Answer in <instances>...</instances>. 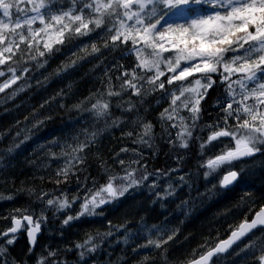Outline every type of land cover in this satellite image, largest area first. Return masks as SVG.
Instances as JSON below:
<instances>
[{"label": "snow or ice", "instance_id": "snow-or-ice-1", "mask_svg": "<svg viewBox=\"0 0 264 264\" xmlns=\"http://www.w3.org/2000/svg\"><path fill=\"white\" fill-rule=\"evenodd\" d=\"M54 3L55 0H0V65L12 60L20 51L21 44L25 45L29 55L35 52L31 59L36 60L37 57L51 56L61 51V47L82 41L94 33H103V49L120 51L122 58L126 54L136 61L130 70L117 65L118 70H122L116 77L120 81L119 90H112V78L109 77L107 96L128 92L143 101L146 95L160 91L161 98L169 101V107L160 113L161 120L168 128H179L175 139L169 140L173 146L178 143L180 148L187 149L190 142L198 140L203 155L208 144L219 138H230L233 142L202 165L207 169L203 173L205 179L218 175L219 186L227 187L240 176V171L233 170L234 162L264 153V0H70L67 7L56 8ZM170 16L180 17L181 20L168 22ZM37 23L40 26L34 27ZM90 46L93 53H101L96 43ZM6 53L11 55L6 56ZM45 63L46 59L39 62V66ZM75 63L72 61L73 65ZM21 71L27 72L28 69L25 67ZM8 72L11 77L0 85V92L20 79L16 75L17 68L9 65ZM4 75L5 72L0 71V77ZM214 76L224 85V95L218 97L213 105L222 115L217 121L201 128V131L207 129L209 133L206 139L194 137V130L200 127L201 102L217 83ZM166 85L174 87L166 88ZM109 108V102H102L101 99L91 103V111L98 117L110 116ZM133 108L135 105L130 103L126 110L132 111ZM185 110L188 115H181ZM112 123L117 125L118 121L113 120ZM168 134L171 136L170 132ZM127 135L131 137L133 133ZM95 138L96 133L93 132L65 154L64 167L55 173L57 184L66 182L69 175H77L79 165L85 160L83 153L95 142ZM151 140L152 125L144 124L143 131L133 143L151 147ZM120 151L126 153L129 149L122 148ZM132 152L137 158L127 164L123 158L116 160L122 175L104 168L106 182L98 187L95 181L92 187L85 184L86 194L83 197L74 196L69 200L67 194L61 193L60 196L45 199L49 193L43 190L35 193L30 189L29 192L45 208L35 220V212L29 214L27 209L19 218L13 214L14 226L0 231V239L7 237L5 243L11 246L16 240L14 234L23 228L29 237L31 252L41 225L47 223L46 210L59 213L71 208L77 199L81 200L80 211L75 217L67 215L62 225L67 226L84 215H97V209L124 196L129 189L147 181L151 175L146 165L140 164L141 154L136 149ZM222 168L226 174L219 172ZM173 191L170 185L168 194ZM258 226H264V210L257 213L250 223H241L227 240L214 246H204L205 251L193 264H211L213 257L219 259ZM110 235L111 232L95 236L88 234L82 243L74 245L79 250V257L83 259L86 254L95 252L100 246L98 238L102 240ZM171 239L172 235H168L166 240H154L149 235L147 245L142 247L160 249ZM127 240L125 236V242ZM257 243L252 241L241 251L256 248ZM259 244V250L264 253V240ZM0 264H9L7 247H0ZM37 264L67 262L58 259L57 251L49 250ZM258 264H264V254L258 257Z\"/></svg>", "mask_w": 264, "mask_h": 264}, {"label": "trees", "instance_id": "trees-1", "mask_svg": "<svg viewBox=\"0 0 264 264\" xmlns=\"http://www.w3.org/2000/svg\"><path fill=\"white\" fill-rule=\"evenodd\" d=\"M69 3L70 0H55L53 7H67ZM102 36L103 33L100 35L94 33L82 41L61 47V51L51 56L37 57L36 60L31 59L35 52L29 55L25 51V45L21 44L20 51L16 52L12 60L1 65L4 70H8L9 65L17 69L26 67L27 78L33 77L35 82L15 99L0 106V129L4 132L0 136V218L14 207H36L40 202L29 192L30 189L35 193L43 190L49 193L51 198L59 196L60 192L68 188L72 191L77 190L78 196L83 197V192L86 191L85 184L88 187L93 181L96 185L106 182L104 168H110L113 173L122 175L121 166L116 163L115 156L121 153L122 148L133 146V137L126 134L124 126L125 122L132 120L136 115L139 114L155 124L156 135L163 132L162 123L154 117L157 108L155 104L161 98L160 91L146 95L143 101L128 92H123L120 96L106 95L109 77L112 78V90H119L120 81L116 77L122 70H118L117 65H123L124 69L130 70L136 61L133 56L126 54L122 58L120 51L109 52L103 49ZM92 43L101 48V53L91 51ZM44 59L47 63L39 66V62ZM72 61L76 63L73 65ZM215 79L217 83L209 89L206 99L201 103V120L198 124L208 118L217 121L222 115L221 113L217 115V109L213 105L218 97L224 95V85L219 83L217 77ZM96 99L109 102L110 116L98 117L91 111V103ZM130 103L134 104L135 108L127 111ZM113 120L118 121V124L113 125ZM21 126H26L27 129L21 131ZM93 132L96 133L95 142L85 149L83 153L85 160L79 165L80 171L76 176L69 175L66 182L57 184L55 173L64 167L65 154L78 143L84 142ZM193 148L187 153L189 155L181 158L167 159L168 155H164L163 150L152 157H147L146 160L150 162L149 170L161 172L170 164H178L182 170L196 176L194 184L204 189L209 182V178L205 179L203 176L206 168L202 167L207 161L206 154L201 155L195 145ZM213 151L210 158L221 152L218 149ZM239 163L237 169L240 171V178L236 184L230 189L216 186L214 190L218 192V195L213 194L215 204L213 206L216 208L214 212L219 213V219L208 217L209 209L205 211L204 205L200 207L199 215L190 214L186 221L181 217L182 214H178L179 207L185 200L183 191L191 190L197 194L199 190L194 191L195 188L183 190L174 188L171 195L167 193L159 196L146 190L128 193L117 199L114 205H109L108 209L102 208V212L96 218L90 217L88 220L81 216L62 227L65 233L67 231L66 234H70L69 238L79 236V240L66 247L67 251L63 252L62 261H66L67 264H81L83 261L88 262L87 264H172L174 260L173 264H184L198 257L205 251L204 246H214L240 222L251 218L264 205V153L244 158ZM9 196L12 199H8ZM175 199L178 203L174 201ZM80 202L81 200L77 199L69 208L71 211L55 215V221L61 223L60 219H65L67 215L75 217ZM0 222L5 223V220L0 219ZM157 228L160 231H156ZM263 229L257 230L247 239ZM95 231L100 234L111 232L112 235L105 236L102 240L98 239L100 244L98 249L81 259L79 250L75 249L74 245L82 241L80 234L85 236ZM149 235L154 240L157 238L166 240L168 235H172L171 242L175 241L171 243L169 240L168 244H164L160 249L153 246L140 247L147 245ZM125 236L128 237L127 242ZM21 242L22 244L19 242L12 246L14 253L17 249H22L23 252L29 246L27 237L22 238ZM126 252L129 253L126 255ZM262 254L264 253H254L253 258L249 257L243 263L258 264V257ZM161 258L162 260H159ZM215 260L216 258L211 264H214ZM226 263L227 261L224 264Z\"/></svg>", "mask_w": 264, "mask_h": 264}, {"label": "rangeland", "instance_id": "rangeland-1", "mask_svg": "<svg viewBox=\"0 0 264 264\" xmlns=\"http://www.w3.org/2000/svg\"><path fill=\"white\" fill-rule=\"evenodd\" d=\"M193 7H196V6H193ZM210 10V9H208ZM168 22H176L178 20H181L180 17H177V16H170L167 18ZM128 23H132L131 21H129ZM162 23H164L162 21ZM40 25H38V23L36 25H34V27H39ZM145 55H147V53H145ZM167 55V53L165 54ZM163 67V66H162ZM0 71H4L5 72V75L3 77H0V85H2L6 80L10 79L11 77V73L8 72V70H4L1 68V65H0ZM27 72H23L21 71V69H17V72H16V75L20 76V79L15 83V84H11L9 87L5 88L3 92H0V106L1 105H4L5 103L15 99L17 96H19L22 92H24L25 90H27L28 88L31 87V85L35 82V78L33 77H28L27 78V75H26ZM194 77H189V79H193ZM235 78V77H234ZM163 79V78H162ZM214 79H215V76H214ZM176 83H179V82H176ZM186 83V81H185ZM169 87H174V86H168L166 85V88H169ZM178 94V93H177ZM159 102H156V114H154V117L157 118L158 121H160L162 123L161 127L163 128L164 127V130L162 133L156 135L154 133V129H155V124H153L152 122H150L149 120H147L145 117H142L141 115H136V117H134L132 120H128L127 122H125V126H124V130L126 132V134L129 132H132L133 135L131 137H133V141L135 139H138L139 137V134L143 131V125L144 124H151L152 125V140L150 141L151 143V147H149L148 145H144V144H137V143H134L133 146L127 148L129 149L128 152L124 153V152H121L119 153V157L116 155L115 156V159H119V158H123L125 160V163L127 164L129 162V160H133L136 158V156L133 154L132 150L133 149H138L137 152L140 153L141 157H139L140 159V164L142 165H146L147 167V172L148 173H151V175H149V178L147 181H144V182H147V183H141L139 186L137 187H133L131 189H134L133 191H141V190H146L148 192H151V193H154L156 196H158L159 194L160 195H164L169 192V186L171 185L172 186V189L174 188H178V189H194V191H196V189H200L199 187L195 186V178L196 176H189L188 172H185L184 170H181V167H179L178 165H173V164H170L168 166V168L166 170H163L161 172L159 171H149V163L146 159L147 157H151L155 154H158L160 153L162 150L164 151V155H169L167 157V159L169 158H181L185 155H189L187 153H189V151H192L194 148H193V145H195L198 149V152H200V148H199V143L200 141L198 140H194L193 142H190V146L189 148L185 149V148H180L178 143L176 146H173L171 143H169V140L170 139H175V133L179 130V128H168L167 125L161 120L160 118V113L167 107H169V101L165 98H159L158 99ZM202 103V102H201ZM216 108V107H215ZM217 109V108H216ZM181 115H184V116H187L188 113L187 111H183L181 113ZM217 115H220V112L218 111L217 109ZM201 120V119H200ZM199 120V121H200ZM198 121V122H199ZM207 121V122H206ZM212 122H215V120L213 121L211 118L207 119V120H204L203 122H201L199 124L200 127H198L196 130H194V137H200L201 138H204L206 139L207 135L209 134L207 129L201 131V128H203V126L205 124H211ZM172 123H175V121H172ZM110 125V124H109ZM1 127V126H0ZM109 127V126H108ZM160 127V129H161ZM21 131L23 130H26V126H21L20 127ZM7 130H9V128H7ZM201 131V132H200ZM167 132V134H166ZM171 133V136H169L168 133ZM3 131H1L0 129V136L3 135ZM102 134V133H101ZM197 134V136H196ZM199 134V135H198ZM172 137V138H171ZM147 138V137H145ZM219 140H217L216 142L213 141V143L211 144H208V146L206 147L205 150L207 151H204V153L206 154V158L205 159H208L211 157L212 155V151L216 148L218 149V151H221L225 146H231L232 145V141L230 140V138H219ZM226 139V140H225ZM199 142V143H198ZM218 142V143H217ZM153 143V144H152ZM158 144V145H156ZM220 144V145H219ZM198 145V146H197ZM217 146V147H216ZM138 147V148H137ZM147 147V148H145ZM154 147V148H153ZM168 147V148H167ZM214 147V148H213ZM141 148V149H140ZM145 148V149H144ZM179 148V149H178ZM149 149V150H148ZM213 149V150H210ZM145 152H143V151ZM150 151V152H149ZM178 151V152H177ZM132 154L130 156V153ZM210 152V153H209ZM165 153H168V154H165ZM186 153V154H185ZM208 153V154H207ZM182 154V155H181ZM185 154V155H184ZM211 154V155H210ZM144 155V156H143ZM150 155V156H149ZM179 155V156H178ZM176 156V157H175ZM144 160V161H143ZM240 161H237V162H234V168L236 170L238 165L240 164L239 163ZM65 163V162H64ZM174 167H173V166ZM138 167V166H137ZM207 170V169H206ZM182 171V172H181ZM184 171V172H183ZM175 172V173H174ZM219 172L221 174H224L226 173L225 169L222 168L219 170ZM123 174V173H122ZM175 174V175H174ZM187 174V176H186ZM157 175V176H156ZM177 176V178H176ZM160 177V178H159ZM168 177V178H167ZM181 177H183V180L181 179ZM216 177V178H215ZM154 178V179H153ZM189 178V179H187ZM216 180H214V179ZM153 179V180H152ZM165 179V180H163ZM169 179V181H168ZM151 180V181H150ZM180 180V181H179ZM219 180V176L217 175H212L209 177V182L206 186V188L204 189H200L199 191L201 192H198L197 194H194L193 191H183V197L185 196L186 199L184 200V202L181 204V207H179V212L178 214H181L182 213V217H184L183 219H187V217L191 214V215H197L199 214V209L201 206L204 205V208H205V211L207 210V208L209 209V212H207L208 214V217L210 216L211 218H216V219H219L220 215L218 212H214V210H216L214 202L213 201V194H217L218 192H214L216 186H219V183L218 181ZM161 183H160V182ZM165 181V182H164ZM174 181V182H173ZM215 183H214V182ZM163 182V184H162ZM184 182V183H182ZM215 185V187H212L213 186V183ZM217 182V183H216ZM175 184V185H174ZM212 184V185H211ZM153 185H155V187H153ZM209 185V187H208ZM93 184L89 185L88 187H92ZM97 187L99 185H96ZM162 186V187H161ZM195 186V187H194ZM211 187V188H210ZM221 188V187H220ZM131 189H129L128 192H126L124 195H127L128 193H134ZM213 189V190H212ZM222 189V188H221ZM161 192V193H159ZM208 192V193H207ZM223 190H221V194H222ZM61 193H65L67 194L69 200L72 199V197L74 196H78V191H72L70 189H66L65 191L63 192H60L59 196L61 195ZM185 193V195H184ZM187 193V194H186ZM83 194L85 195L86 194V191L83 192ZM190 195V196H189ZM206 195V196H205ZM210 196V198H208ZM123 197V196H122ZM184 197V198H185ZM195 197V198H194ZM49 198L46 197L45 199ZM120 198V197H119ZM117 198V199H119ZM201 198H203L201 200ZM117 199L111 201L110 203H107L105 205H103L101 208L99 209H102L104 207H109V205H114L117 201ZM170 199V197H169ZM199 199V200H198ZM160 201H163V200H160ZM199 201V202H198ZM81 204V202H80ZM80 204H79V207H78V210L77 212L80 211ZM109 204V205H108ZM197 204V205H196ZM177 207V205H175ZM208 206V207H207ZM213 207V208H212ZM22 208V209H21ZM44 209L45 208V205L43 203H39L36 207H29V206H24V207H14L12 209H10V211L6 212L3 216H1L0 219H4L5 220V223L3 222H0V231H5L7 230L9 227L12 226V215L15 214L17 217H20L21 213L24 212L25 209L28 210V213H32V212H35L36 215L35 216H38L41 209ZM19 209L20 212H16V210ZM97 209V215H99V213L102 212V210H99ZM187 209V210H186ZM190 209V210H189ZM192 209V210H191ZM22 210V212H21ZM65 211H71L69 209H65L59 213H56L52 210H46V215L48 217V220H47V223L46 224H42L43 225V229H44V232H43V235L40 237L39 239V244L36 246V248H32V251L30 252L29 251V248L30 246H28L27 248L24 249V251L22 252L21 250H16L17 252L14 253L12 251V246H16L19 242L20 244H22L21 240H22V237H26V234L25 236H19L17 235L16 236V240L14 242L13 245H11V247L7 246L5 244V241L7 239V237L5 238H2L0 239V247H3L4 245L8 248V260H9V264H37V261L41 258L42 255H47V252L48 250H55V251H58V259L59 260H63L62 257H63V252H66L67 251V248L69 245H73L74 242L76 240H79V236H74L72 238H69L70 234H66L65 231L63 230V226L61 223L63 221V219L61 218V223L59 222H56L55 221V215H60L62 213H64ZM191 211V212H190ZM195 211V212H193ZM196 211H198V213H196ZM186 212V213H185ZM189 212V213H188ZM201 213V212H200ZM20 214V215H19ZM78 214V213H77ZM77 214H75L77 216ZM11 215V216H10ZM97 215H93V216H88V215H84L85 219H90V217H93V218H96ZM36 218V217H35ZM11 219V220H10ZM2 224V225H1ZM8 224V225H7ZM48 224V226H47ZM95 226V225H94ZM97 226V225H96ZM25 231V230H24ZM47 231V232H46ZM96 232V233H95ZM95 232H90L92 233L94 236L98 233L97 231ZM24 233H27L26 231ZM49 233V234H48ZM48 234V235H47ZM80 237H82V241L81 243L83 242L84 239H86L87 237V234L85 236L81 235L80 234ZM18 238H21V239H18ZM5 239V240H4ZM17 239H18V242H17ZM72 239V240H71ZM99 239V238H98ZM44 240V241H43ZM49 240V241H48ZM261 240H264V229L261 230L259 233L251 236L249 239L245 240V242H243L242 244H240L237 248H235L233 251L229 252V254H226V255H223V256H220L219 260L216 258V263L214 264H224L226 261L227 263L228 262H231V263H228V264H244L243 261L245 260H248L249 257L253 258L254 257V253H257V252H261L259 250L260 248V244H259V241ZM3 241V242H2ZM28 241V240H27ZM47 241V242H46ZM252 241H257V247L256 248H251V249H248V250H245V251H241L242 248L245 247L246 244L252 242ZM44 242V243H43ZM3 243V244H2ZM48 243V244H47ZM42 245V246H41ZM47 245V246H45ZM53 247H52V246ZM4 246V247H5ZM48 247V248H46ZM52 247V248H51ZM50 248V249H49ZM54 248V249H53ZM155 248V247H154ZM10 249V250H9ZM98 249V248H97ZM156 249V248H155ZM46 250V251H45ZM13 254H10L12 253ZM10 252V253H9ZM20 252V254H19ZM18 254V256H17ZM21 255V256H20ZM24 255V256H23ZM16 256V257H15ZM29 256V257H28ZM28 257V258H27ZM14 260H13V259ZM20 258V259H19ZM25 258V259H24ZM27 258V259H26ZM222 258V259H221ZM235 258V259H233ZM17 259V260H16ZM32 259V260H31ZM28 260V261H27ZM22 261V262H21ZM240 261V262H239ZM21 262V263H20ZM27 262V263H26ZM226 263V264H227Z\"/></svg>", "mask_w": 264, "mask_h": 264}, {"label": "bare ground", "instance_id": "bare-ground-1", "mask_svg": "<svg viewBox=\"0 0 264 264\" xmlns=\"http://www.w3.org/2000/svg\"><path fill=\"white\" fill-rule=\"evenodd\" d=\"M206 122H207V121H206ZM200 132H201V131H200ZM166 134H167V132H166ZM198 135H199V134H198ZM174 136H175V135H174ZM196 136H197V134H196ZM200 137H201V136H200ZM171 138H172V137H171ZM223 138H224V137H223ZM172 139H173V138H172ZM225 140H226V139H225ZM219 141H220V139H219ZM215 142H216V141H215ZM198 143H199V142H198ZM212 143H213V142H212ZM217 143H218V142H217ZM152 144H153V143H152ZM156 145H158V144H156ZM219 145H220V144H219ZM146 146H147V145H146ZM197 146H198V145H197ZM216 147H217V146H216ZM137 148H138V147H137ZM145 148H147V147H145ZM145 148H144V149H145ZM153 148H154V147H153ZM167 148H168V147H167ZM213 148H214V147H213ZM140 149H141V148H140ZM178 149H179V148H178ZM137 150H138V149H137ZM148 150H149V149H148ZM187 150H188V149H187ZM209 150H210V149H209ZM211 150H213V149H211ZM211 150H210V151H211ZM215 150H216V148H215ZM142 151H143V150H142ZM205 151H207V150H205ZM143 152H144V151H143ZM149 152H150V151H149ZM177 152H178V151H177ZM213 152H214V151H213ZM129 153H130V152H129ZM144 153H145V152H144ZM209 153H210V152H209ZM211 153H212V152H211ZM165 154H166V153H165ZM185 154H186V153H185ZM185 154H184V155H185ZM207 154H208V153H207ZM131 155H132V154L130 153V156H131ZM181 155H182V154H181ZM210 155H211V154H210ZM143 156H144V155H143ZM149 156H150V155H149ZM168 156H169V155H168ZM178 156H179V155H178ZM140 157H141V156H140ZM151 157H152V156H151ZM175 157H176V156H175ZM136 158H137V157H136ZM136 158H135V159H136ZM171 159H173V158H171ZM129 161H130V160H129ZM143 161H144V160H143ZM168 162H169V161H168ZM177 165H178V164H177ZM172 166H173V165H172ZM186 166H187V165H186ZM249 166H250V165H249ZM173 167H174V166H173ZM184 169H185V168H184ZM234 169H235V168H234ZM181 170H182V169H181ZM186 170H187V169H186ZM149 171H150V170H149ZM238 171H239V170H238ZM253 171H254V170H253ZM181 172H182V171H181ZM183 172H184V171H183ZM174 173H175V172H174ZM150 174H151V173H150ZM174 175H175V174H174ZM188 175L190 176V174H188ZM156 176H157V175H156ZM186 176H187V174H186ZM217 176H218V175H217ZM250 176H251V174H250ZM159 178H160V177H159ZM167 178H168V177H167ZM176 178H177V176H176ZM215 178H216V177H215ZM247 178H248V177H247ZM148 179H150V178H148ZM153 179H154V178H153ZM153 179H152V180H153ZM187 179H189V178H187ZM213 179H214V178H213ZM256 179H257V178H256ZM163 180H165V179H163ZM214 180H216V179H214ZM150 181H151V180H150ZM168 181H169V179H168ZM179 181H180V180H179ZM217 181H218V180H217ZM159 182H160V181H159ZM164 182H165V181H164ZM173 182H174V181H173ZM213 182H214V181H213ZM213 182H212V183H213ZM144 183H147V182H144ZM160 183H161V182H160ZM182 183H184V182H182ZM214 183H215V182H214ZM214 183H213V186H214ZM216 183H217V182H216ZM162 184H163V182H162ZM174 185H175V184H174ZM206 185H207V184H206ZM211 185H212V184H211ZM195 186H196V185H195ZM195 186H194V187H195ZM197 186H198V185H197ZM213 186H212V187H213ZM161 187H162V186H161ZM208 187H209V185H208ZM203 188H204V186H203ZM210 188H211V187H210ZM183 189H184V188H182V189H180V190H183ZM131 190L133 191L134 189H131ZM199 190H200V189H199ZM201 190H202V188H201ZM212 190H213V189H212ZM226 191H227V190H226ZM133 192H135V191H133ZM179 192H180V191H179ZM179 192H178V193H179ZM198 192H199V191H198ZM200 192H201V191H200ZM159 193H161V192H159ZM181 193H182V191H181ZM207 193H208V192H207ZM222 193H223V192H222ZM153 194H154V193H153ZM186 194H187V193H186ZM231 194H232V193H231ZM154 195H155V194H154ZM177 195H178V194H177ZM179 195H181V194H179ZM184 195H185V193H184ZM217 195H218V194H217ZM227 195H228V194H227ZM236 195H237V194H236ZM158 196H159V195H158ZM189 196H190V195H189ZM205 196H206V195H205ZM152 197H154V196L152 195ZM178 197H179V196H178ZM184 197H185V196H184ZM224 197H225V196H224ZM129 198H130V197H129ZM131 198H132V197H131ZM194 198H195V197H194ZM208 198H210V196H209ZM185 199H186V197H185ZM202 199H203V198H201V200H202ZM183 200H184V199H183ZM198 200H199V199H198ZM174 201H176V199H175ZM176 202H177V201H176ZM198 202H199V201H198ZM212 202H213V201H212ZM177 203H178V202H177ZM177 203H176V204H177ZM108 205H109V204H108ZM196 205H197V204H196ZM174 207H175V206H174ZM207 207H208V206H207ZM103 208H104V207H103ZM153 208H155V206H154ZM212 208H213V207H212ZM21 209H22V208H21ZM42 209H43V208H42ZM105 209H108V208L105 207ZM207 209H208V208H207ZM101 210H102V209H101ZM186 210H187V209H186ZM189 210H190V209H189ZM191 210H192V209H191ZM238 210H239V209H238ZM244 210H245V209H244ZM106 211H107V210H106ZM21 212H22V210H21ZM176 212H177V211H176ZM190 212H191V211H190ZM193 212H195V211H193ZM237 212H238V211H237ZM77 213H78V212H77ZM185 213H186V212H185ZM188 213H189V212H188ZM196 213H198V211H196ZM199 213H200V212H199ZM246 213H247V212H246ZM29 214H30V213H29ZM99 214H100V213H99ZM181 214H182V213H181ZM233 214H234V213H233ZM19 215H20V214H19ZM157 215H158V214H157ZM198 215H199V214H198ZM231 215H232V214H231ZM10 216H11V215H10ZM74 216H76V215H74ZM191 216H192V215H191ZM193 216H194V215H193ZM35 217H36V216H35ZM153 217H154V215H153ZM155 217H156V216H155ZM181 217H182V216H181ZM184 217H185V216H184ZM184 217H183V218H184ZM189 217H190V216H189ZM189 217H187V218H189ZM195 218H196V217H195ZM233 218H234V217H233ZM238 218H239V217H238ZM241 218H243V217H241ZM190 219H191V218H190ZM193 219H194V218H193ZM243 219H245V218H243ZM10 220H11V219H10ZM184 220H185V219H184ZM241 220H242V219H240V221H241ZM185 221H186V220H185ZM237 221H238V220H237ZM152 222H153V221H152ZM235 222H236V221H235ZM240 223H241V222H240ZM153 224H154V223H153ZM7 225H8V224H7ZM234 225H235V224H234ZM47 226H48V224H47ZM24 232H25V231H24ZM46 232H47V231H46ZM174 233H175V232H174ZM22 234H23V233H22ZM25 234H26V233H25ZM48 234H49V233H48ZM48 234H47V235H48ZM177 234H178V233H177ZM174 235H176V233H175ZM228 235H229V234H228ZM228 235H227V236H228ZM177 236H178V235H177ZM227 236H225V237H227ZM225 237H223V238H225ZM22 238H23V237H22ZM177 238H178V237H177ZM223 238H222V239H223ZM18 239H21V238H18ZM18 239H17V242H18ZM175 239H176V238H175ZM4 240H5V239H4ZM171 240H172V239H171ZM171 240H170V242H171ZM178 240H179V239H178ZM220 240H221V239H220ZM220 240H219V241H220ZM43 241H44V240H43ZM48 241H49V240H48ZM174 241H175V240H174ZM174 241H173V242H174ZM208 241H209V240H208ZM2 242H3V241H2ZM46 242H47V241H46ZM173 242H171V243H173ZM217 242H218V241H217ZM217 242H216V243H217ZM15 243H16V242H15ZM43 243H44V242H43ZM175 243H176V242H175ZM2 244H3V243H2ZM5 244H6V243H5ZM47 244H48V243H47ZM141 244H142V243H141ZM167 244H168V243H167ZM167 244H166V245H167ZM211 244H212V243H211ZM177 245H178V244H177ZM4 246H5V245H4ZM4 246H3V247H4ZM7 246H8V245H7ZM41 246H42V245H41ZM45 246H47V245H45ZM51 246H52V245H51ZM170 246H171V245H170ZM172 246L175 247V245H172ZM5 247H6V246H5ZM8 247H9V246H8ZM10 247H11V246H10ZM52 247H53V246H52ZM52 247H51V248H52ZM140 247H142V245H141ZM143 247H144V246H143ZM176 247H177V246H176ZM193 247H195V246H193ZM46 248H48V247H46ZM167 248H168V247H167ZM170 248H171V247H170ZM49 249H50V248H49ZM53 249H54V248H53ZM156 249H157V248H156ZM164 249H165V248H164ZM180 249H181V248H180ZM192 249H193V248H192ZM9 250H10V249H9ZM20 250H22V249H20ZM132 250H133V249H132ZM166 250H167V249H166ZM175 250H176V249H175ZM177 250H178V249H177ZM182 250H183V249H182ZM193 250H194V249H193ZM17 251H18V250H17ZM45 251H46V250H45ZM48 251H49V250H48ZM151 251H152V250H151ZM157 251H158V250H157ZM159 251H160V250H159ZM159 251H158V252H159ZM185 251H186V250H185ZM187 251H188V250H187ZM187 251H186V252H187ZM11 252H12V251H11ZM13 252H14V251H13ZM57 252H58V251H57ZM129 252H131V251H129ZM129 252H126V255H127V253H129ZM142 252H143V251H142ZM154 252H155V251H154ZM163 252H164V250H163ZM169 252H170V251H169ZM181 252H182V251H181ZM202 252H203V251H202ZM9 253H10V252H9ZM17 253H18V252H17ZM12 254H13V253H12ZM19 254H20V252H19ZM136 254H137V253H136ZM148 254H149V253H148ZM153 254H154V253H153ZM179 254H180V253H179ZM193 254H194V251H193ZM133 255H134V254H133ZM149 255L152 256V254H149ZM172 255H173V254H172ZM172 255H171V256H172ZM187 255H188V254H187ZM189 255H191V253H190ZM195 255H196V254H195ZM20 256H21V255H20ZM23 256H24V255H23ZM124 256H125V255H124ZM128 256H130V255H128ZM151 256H150V257H151ZM167 256H168V255H167ZM180 256H181V255H180ZM180 256H179V257H180ZM15 257H16V256H15ZM28 257H29V256H28ZM28 257H27V258H28ZM143 257H145V256H143ZM147 257H148V256H147ZM175 257H176V256H174V258H175ZM181 257H182V256H181ZM181 257H180V258H181ZM184 257H186V256H184ZM188 257H189V256H188ZM190 257H193V256H190ZM27 258H26V259H27ZM113 258H114V257H113ZM128 258H129V257H128ZM174 258H173V259H174ZM12 259H13V258H12ZM19 259H20V258H19ZM24 259H25V258H24ZM73 259H74V258H73ZM73 259H72V260H73ZM106 259H107V258H106ZM111 259H112V257H111ZM120 259H121V258H120ZM171 259H172V258H171ZM175 259H177V258H175ZM189 259H190V258H189ZM221 259H222V258H221ZM13 260H14V259H13ZM16 260H17V259H16ZM31 260H32V259H31ZM85 260H86V259H85ZM109 260H110V259H109ZM112 260H113V259H112ZM141 260H142V259H141ZM148 260H149V258H148ZM159 260H162V258L159 259ZM166 260H167V259H166ZM166 260H165V261H166ZM168 260H169V259H168ZM177 260H179V259H177ZM177 260H176V261H177ZM218 260H219V259H218ZM27 261H28V260H27ZM122 261H123V260H122ZM135 261H137V260L135 259ZM139 261H140V260H139ZM179 261H180V260H179ZM186 261H188V259H187ZM252 261H253V260H252ZM21 262H22V261H21ZM21 262H20V263H21ZM102 262H103V260H102ZM105 262H106V260H105ZM110 262H111V260H110ZM119 262H120V261H119ZM132 262H134V261H132ZM150 262H151V260H150ZM152 262H153V261H152ZM159 262H160V261H159ZM181 262H182V261H181ZM239 262H240V261H239ZM26 263H27V262H26ZM83 263H84V264H87L88 262L85 263V262L83 261ZM83 263H81V264H83ZM111 263H112V262H111ZM141 263H142V262H141ZM143 263H144V262H143ZM155 263H156V261H155ZM161 263H162V262H161ZM165 263H167V262H165ZM173 263H174V260L172 261V264H173ZM213 263H214V262H213ZM215 263H216V262H215ZM71 264H72V263H71ZM126 264H127V263H126ZM139 264H140V263H139ZM149 264H150V263H149ZM153 264H154V263H153ZM184 264H185V263H184ZM227 264H228V263H227Z\"/></svg>", "mask_w": 264, "mask_h": 264}, {"label": "water", "instance_id": "water-1", "mask_svg": "<svg viewBox=\"0 0 264 264\" xmlns=\"http://www.w3.org/2000/svg\"><path fill=\"white\" fill-rule=\"evenodd\" d=\"M233 170H236V169H233ZM238 171V170H237ZM224 174H226V173H224ZM239 178H240V176L238 177V179H237V181L239 180ZM237 181H234L233 182V184H231V185H229V186H227V187H222V188H224V189H229V188H231ZM261 210H264V205L251 217V218H249V219H246V220H244V221H242L241 223H243V222H245V221H247V222H251L254 218H255V216H256V214L257 213H259V212H261ZM17 218H19V217H17ZM33 219L35 220V218L33 217ZM240 223V224H241ZM239 224V225H240ZM239 225L236 227V228H234L232 231H234V230H236L238 227H239ZM12 226H14L13 225V221H12ZM11 226V227H12ZM260 228H264V226H258L256 229H253L251 232H249V233H247L246 235H245V237H243L240 241H238V242H236L235 244H233V246L228 250V252L229 251H231L236 245H238L239 243H241L243 240H245L250 234H252L253 232H255L257 229H260ZM21 230H22V228L20 229V230H18V232L17 233H20L21 232ZM231 231V232H232ZM42 232H43V230H42V226H41V231H40V233H38L37 234V239H36V244H35V246L37 245V243H38V240H39V237L41 236V234H42ZM231 232L229 233V235L227 236V237H225V238H223V239H221L220 241H222V240H227L229 237H230V235H231ZM16 233V234H17ZM28 236V235H27ZM28 241H29V237H28ZM219 242V241H218ZM217 242V243H218ZM29 244H30V241H29ZM227 252V253H228ZM224 254H226V253H224ZM224 254H222V255H224ZM200 256V255H199ZM199 256L198 257H196V258H194V259H192V260H190V261H188L187 263H185V264H193V261L194 260H196V259H198L199 258ZM216 257H213L212 258V261L215 259Z\"/></svg>", "mask_w": 264, "mask_h": 264}, {"label": "flooded vegetation", "instance_id": "flooded-vegetation-1", "mask_svg": "<svg viewBox=\"0 0 264 264\" xmlns=\"http://www.w3.org/2000/svg\"><path fill=\"white\" fill-rule=\"evenodd\" d=\"M246 220V219H245ZM244 221V220H243ZM23 233V234H22ZM17 235H19V236H23V235H25V233H24V230H23V232H21V233H19V234H17ZM17 235H15V236H17Z\"/></svg>", "mask_w": 264, "mask_h": 264}]
</instances>
